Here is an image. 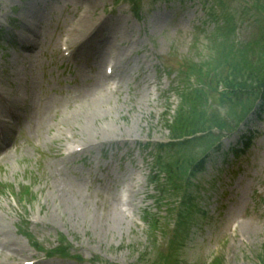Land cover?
Listing matches in <instances>:
<instances>
[{"label": "rangeland", "instance_id": "1", "mask_svg": "<svg viewBox=\"0 0 264 264\" xmlns=\"http://www.w3.org/2000/svg\"><path fill=\"white\" fill-rule=\"evenodd\" d=\"M171 1L0 0V264L264 261V111L197 162L186 187L168 181L176 190L160 201L148 184L154 146L169 144L165 120L181 105L172 89L187 84L185 63L208 75L214 52L203 45L215 19L202 0ZM230 4L254 53L264 43V0ZM88 9L96 27L71 40ZM203 80L205 117H231ZM109 84L116 88L105 92ZM178 193L195 203L185 214L191 224L177 229L185 204L177 206ZM143 210L157 216L156 244ZM156 254L163 256L152 261Z\"/></svg>", "mask_w": 264, "mask_h": 264}, {"label": "trees", "instance_id": "2", "mask_svg": "<svg viewBox=\"0 0 264 264\" xmlns=\"http://www.w3.org/2000/svg\"><path fill=\"white\" fill-rule=\"evenodd\" d=\"M259 49L263 52L264 44L262 46H259ZM261 53L258 57L262 56ZM252 64H255L254 69L255 72L259 75V77L257 79H254L253 74L248 73L247 77L245 78V75H239L238 70H235L231 86L236 83L235 85L241 88L251 89L252 91H255L256 94L253 99H256L259 95L264 99V59L261 60L258 64L253 62ZM196 130L197 129L194 128L191 130V132Z\"/></svg>", "mask_w": 264, "mask_h": 264}, {"label": "bare ground", "instance_id": "3", "mask_svg": "<svg viewBox=\"0 0 264 264\" xmlns=\"http://www.w3.org/2000/svg\"><path fill=\"white\" fill-rule=\"evenodd\" d=\"M89 11H90L89 9H88V10H84V11L80 14V16H79V18H78V20H77V26H76L75 28H73V29L70 30V34H69V36H70V39H71V40H76L77 37H76V38L73 37V36L75 35V32L79 31V32H80V35H81L82 32L89 30V28H90L91 26H92L91 29L96 27V25H95V24H97L96 20H89V16H88ZM24 28H25V30H29V27L24 26ZM76 29H80V30H76ZM80 35H79V36H80ZM79 43H80V42H79ZM106 88H107L108 90H105V92H108V91L111 92V91L114 90V87L111 86V85L107 86ZM99 90H101V89H99ZM96 95H98L97 92L94 94V96L96 97ZM96 98H97V97H96ZM88 100H89V99H88ZM93 101H95V99H93ZM43 120H44V118L41 120V124H42V125H43ZM96 219H98V216H96V214L93 213V214L91 215L90 220H91V221H94V220H96ZM111 223H113V222H111ZM3 232H5L4 229H3ZM4 245H5V247L8 248V249H10L11 247L14 248L13 244H10V243H7V242H5ZM17 252H18L17 250H15V249H11V253H12V254L17 253Z\"/></svg>", "mask_w": 264, "mask_h": 264}]
</instances>
